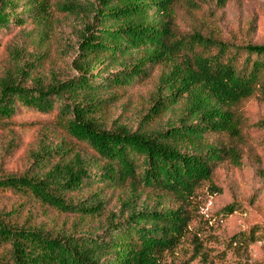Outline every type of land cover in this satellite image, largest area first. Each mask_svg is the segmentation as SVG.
I'll return each instance as SVG.
<instances>
[{
	"label": "trees",
	"instance_id": "trees-1",
	"mask_svg": "<svg viewBox=\"0 0 264 264\" xmlns=\"http://www.w3.org/2000/svg\"><path fill=\"white\" fill-rule=\"evenodd\" d=\"M173 4L0 0V32L24 26V17L46 27L53 6L80 24L70 47L73 78L41 76L40 58L16 47L9 51L15 69L0 78V126H12L20 109L57 111L63 130L58 139L40 130L30 168L0 175V194L77 221L49 229L22 219L19 210L0 209V264H165L190 231L184 205L213 181L220 165L243 166L247 135L236 109L249 99L264 104V45H238L199 31L182 36ZM157 70L138 128L108 126L105 115L118 91L150 81ZM94 184L124 192L125 211L103 216L100 195L83 199ZM262 234L264 226H253L241 243H256Z\"/></svg>",
	"mask_w": 264,
	"mask_h": 264
},
{
	"label": "rangeland",
	"instance_id": "rangeland-1",
	"mask_svg": "<svg viewBox=\"0 0 264 264\" xmlns=\"http://www.w3.org/2000/svg\"><path fill=\"white\" fill-rule=\"evenodd\" d=\"M56 1L63 0H52V3ZM199 1L174 0L175 23L182 36L199 31L238 45H264V0H229L221 8L216 0ZM190 2L198 7L193 8ZM24 18V26L11 24L0 32V78L15 69L14 60L9 56L14 47L40 58L41 76L48 77L53 72L62 79L73 78L74 56L70 47L76 41L78 20L59 12L55 6L50 10L46 27ZM158 73L159 70L148 82L118 91V99L105 115L108 126L115 123L133 130L138 128L140 119L149 109ZM236 110L243 117V131L247 135L242 146L243 166L220 165L213 181L184 205L191 218L190 231L186 241L167 257L165 264H264L263 234L256 243H241L253 226H264V104L249 99ZM58 123L57 111L39 114L20 109L12 126H0V175L26 172L40 130L47 128L54 131L56 139L61 138L63 130ZM12 143L13 149L10 148ZM77 148L91 152L84 145ZM96 194L105 201L103 216L111 211L118 215L125 211L121 202L124 192L94 184L85 188L81 197L89 199ZM229 207H233V212ZM0 209L19 210L22 219L30 217L36 225L49 229L71 228L77 221L76 216L60 215L12 193L0 194ZM92 225L97 226V223Z\"/></svg>",
	"mask_w": 264,
	"mask_h": 264
}]
</instances>
